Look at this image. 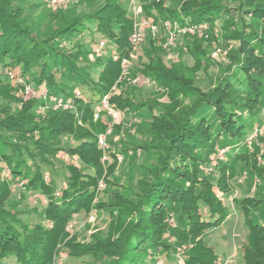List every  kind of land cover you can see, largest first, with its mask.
Returning <instances> with one entry per match:
<instances>
[{
  "label": "trees",
  "instance_id": "trees-1",
  "mask_svg": "<svg viewBox=\"0 0 264 264\" xmlns=\"http://www.w3.org/2000/svg\"><path fill=\"white\" fill-rule=\"evenodd\" d=\"M28 1L0 0V64L27 74L32 86L44 83L47 97H22L24 104L15 105L17 95L10 82L0 78V171L4 162L11 168V180L28 179L26 188L42 193L47 201L41 205L40 220L31 223L23 218V211L9 206L8 181L0 179V257L14 256L17 264H53L60 247H67L72 257L87 254L95 264H148L151 253L160 254L156 249L161 247L168 256L183 254L184 264H220L204 238L210 225L221 224L229 214L224 199L235 191L230 181L237 180L238 174L249 178L254 173L261 184L264 181V165L247 168L244 151H238L264 105V0H180L179 7H171L176 4L173 0L141 1L142 15L152 16L162 33L163 23L175 20L200 26L212 39L218 31L228 53L216 83L200 89L185 70L167 65L163 47L149 31L147 61L142 62L140 73L160 86L167 103L138 99L140 89L138 94L113 90L126 84L122 59L130 57L135 46L130 0H96L98 5L93 2L81 12H51L50 19L34 18L29 10L37 0ZM87 32L106 39L103 53L94 50L95 44L91 51L84 37ZM198 39L196 48L188 52L197 68L208 70L209 54L200 48L205 37ZM107 95L110 106L142 120L134 121L138 133L129 132L130 138L119 140L113 148L108 145L104 159L99 135L114 137L125 124V119L113 123L108 110L101 108ZM57 100H72L74 108L57 107ZM42 106H47L45 115L37 111ZM220 142L232 144L226 153L231 160L211 174L198 169ZM129 149L136 151L132 165L141 168L139 191L133 197L119 191L114 195L106 233L97 231L87 242L73 240L68 226L76 214L105 206L94 201L101 191L99 184L102 179L120 183L118 176L109 182L110 173L119 164V152ZM60 150L77 156L80 163L65 165V185L58 195L61 186L55 178L46 180L44 172L51 168L48 156ZM254 193L233 200L236 208L245 209L249 228L239 264H264V191ZM173 209L176 236L169 244L164 235Z\"/></svg>",
  "mask_w": 264,
  "mask_h": 264
},
{
  "label": "rangeland",
  "instance_id": "rangeland-1",
  "mask_svg": "<svg viewBox=\"0 0 264 264\" xmlns=\"http://www.w3.org/2000/svg\"><path fill=\"white\" fill-rule=\"evenodd\" d=\"M176 1V4L172 5L168 1L167 5H170L171 7H179L178 3H180V0H173ZM226 2L228 0H225ZM31 3L32 1H28ZM94 2V4L98 5L100 1L96 0H67L65 4L58 6V5H51V3L45 0H37L36 6L29 10L30 14L34 18H46L50 19L52 16L50 15L51 12H60V13H66V14H73L76 12H81V10L88 9V7ZM178 5V6H177ZM129 8H131L130 1H129ZM58 12V13H59ZM148 18H152V16H147ZM153 19V18H152ZM149 31L146 30V35L144 39H142L141 42L134 44L133 51L131 53V56L127 59V70H124L122 73L124 74V78L122 82H126V84H121V88L115 86L113 89L114 91L122 92V90L125 91H133V93L138 94V90L140 89V97L138 99L144 101L146 99H156L157 101H161L162 103L168 102V96L167 95H161L162 89L159 85H157L156 82L150 80L149 78H146L142 73H140L142 68V62L147 61L146 58L148 56L147 52V36L150 35ZM152 33V32H151ZM203 34L202 31H200V26L196 27V29L193 32H187L182 34H177L174 42L167 43L168 41V31L165 28V32L162 33L161 30H157L155 35L153 33L152 37L155 40V43L158 46H162L164 49L163 56L165 58V61L169 67H174V69L177 70H185V73L189 74L190 77H192V82L197 87H200V89H208L212 85H214L217 81V76L220 74L221 69L220 67L226 66L227 60H228V53L226 54L224 41L223 44L222 41L220 42V38H223L218 31L213 32L212 36L214 38L212 39L211 35H200ZM264 34V32H263ZM157 36V37H155ZM187 38H186V37ZM85 39L89 42V45L91 46L90 49L93 51V45L98 43L102 36L100 34H95L94 36H91L90 33L85 34ZM164 37V38H163ZM205 37V40L202 41V44L200 48H205L206 51L209 54V63L210 68L208 70L206 69H199L195 65L194 56L188 52L191 48H196L197 41L200 40L198 38ZM203 39V38H201ZM147 40V41H146ZM189 43V44H188ZM201 42H198V44ZM204 43V44H203ZM184 44L187 46L184 47ZM208 44V45H207ZM199 47V46H198ZM188 48V50H187ZM187 50V51H186ZM105 51V49H104ZM103 51V52H104ZM91 53V52H90ZM90 57L93 59V55L90 54ZM209 63L207 65H209ZM194 68H197L195 70ZM16 69V68H15ZM19 72L22 73V68L17 67ZM7 69L3 68L0 64V78L6 80L5 82H10L9 86L12 87L11 90L13 93L17 95V98L15 100L16 103H13L15 105L22 106L24 104L19 99L23 97V91L20 90L23 88V85H17L14 84L10 78H7ZM191 72V73H190ZM25 74V73H24ZM25 84H30L28 82V75L25 74L21 75L19 74ZM46 85L44 83L40 85H33V92L34 94L32 96L43 98V94L47 91L44 90ZM117 91V92H118ZM185 101L188 102V99ZM40 110V108H37V111ZM47 110V109H46ZM38 113V112H37ZM123 118L125 119L124 128L122 127V130L118 132L116 135H113L110 137H107L108 145L109 147L113 148L114 145L119 142L121 139L130 138V133L135 132L138 133V128H135L134 121H141L142 118H140L138 115L134 116V113H123ZM106 117L104 116L103 119L105 120ZM45 118V117H44ZM262 119V122H259V120ZM42 118H38V122L41 121ZM108 121V120H107ZM134 123V124H133ZM264 124V105L262 114H260L258 117H256L254 129L256 126H262ZM134 126V127H133ZM254 129L252 132H254ZM251 132V134H252ZM140 134V133H139ZM40 135V134H39ZM101 135V134H100ZM99 135V136H100ZM141 138L140 136H138ZM67 144L66 142H64ZM114 143V144H113ZM249 143V144H248ZM64 144V145H65ZM113 146V147H112ZM233 149L232 144L231 145H223L222 142H220L217 146V150L215 153H213L210 156V159L207 161L202 162L200 165H198V169L204 170L207 174H211L213 171H216V168H219L223 161L231 160V156H229L228 152ZM239 153H243L244 151V157H246L245 161L247 162L246 167L251 168L262 166L264 165V134L258 133L250 142L246 140V143L244 144V147L238 150ZM38 153V151H36ZM136 151L134 149H129L127 153H121L119 152V156L121 157L119 159V164L116 166L115 169H113V174L110 173V179L109 182L114 180L117 176L120 177V183H106L104 179L101 181L103 182V187H101V191L95 198V204L98 205L99 202L103 201L102 208H99L96 206V208H92L88 212H80L76 214L74 221L72 222L73 225L71 228V236L73 240H77V242H87L91 241L94 238V233L97 231L106 233L110 227V219L111 215L109 213L110 208L113 206L112 203L114 200V195L119 191L121 195H126L127 197H133L135 193L139 191L140 188H138L137 179L140 176L141 168L139 166L132 165V161L134 160V155ZM53 156H48V159L51 161L49 165L51 166L50 169H47L45 173V179L50 181L51 178H55L58 185L61 186V188L58 191H62L65 185V177L67 175V171L65 169V165L69 163H80L77 156H71L66 151L60 150L55 154H52ZM244 161V160H243ZM207 162V163H206ZM4 163V162H3ZM254 173V172H252ZM2 171H0V179H4L8 181L9 186V193H8V204L12 209L23 211V218L25 220H29L31 223L37 222L40 220V209L41 205L43 203H46L47 199L42 193L35 192L31 189H27L24 191H21L20 188L17 187V184L19 182H24L25 185H27L28 179L21 178L18 180H11L13 179V176L11 178L5 177L2 175ZM252 174L249 178H244V175L238 174V179L234 180L233 182L230 181V183H233V186L235 188V191L232 195H228L225 197L224 202L226 205V208L229 212L226 219L219 225H210L205 230V242L209 244L215 252L218 254V261L220 264H239L243 261L242 257V250L241 246L244 240L246 239L249 228L246 226L245 222V209L243 208H236L234 206V197H244L247 195H251V197L254 196V192L257 190H263L264 191V181H262L263 184L260 183L261 177L254 176ZM117 181V180H115ZM257 182H259L257 184ZM214 190L220 193V190L217 187H214ZM118 193V194H119ZM21 196V197H19ZM110 203V204H109ZM178 209V208H175ZM173 209L172 211H169V226L168 230L166 232V235H164V240L171 244L173 241H175L176 231L174 227V223L172 222V212H176V210ZM115 213V212H114ZM93 214L94 219H90V216ZM87 240V241H86ZM177 247L178 245L175 244ZM168 249V248H167ZM156 251H160V254L151 253L152 257L150 255L148 259V264H184V256L183 254H177L174 253L170 256H168V253L165 251H161V247H158ZM178 251H182V247H178ZM171 253V252H170ZM58 259V264H64V263H72V264H95V259L91 257L90 255H82V257L75 258L72 257L69 254V249L67 247H60V251L56 255ZM0 264H17L15 257L8 255L6 257L1 258L0 257ZM97 264H101V262H97Z\"/></svg>",
  "mask_w": 264,
  "mask_h": 264
},
{
  "label": "built area",
  "instance_id": "built-area-1",
  "mask_svg": "<svg viewBox=\"0 0 264 264\" xmlns=\"http://www.w3.org/2000/svg\"><path fill=\"white\" fill-rule=\"evenodd\" d=\"M67 0H49V2L51 3V5H58L61 6L63 4L66 3ZM141 1L142 0H130V4H131V9L135 18V23H134V29L133 32L131 34V40L134 44L139 43L142 41V39H144L145 35H146V30L150 29L152 32V35L154 33H156V31L158 30L157 25L154 23V20L152 18H148L144 15H142V5H141ZM164 28L167 29L169 37H168V41L167 43H173L176 35L177 34H182V33H187V32H193L196 27H198L197 25H190L188 23H180L179 21H165L163 23ZM157 37V36H155ZM106 39H101L98 43H96L94 50L101 54L104 51V47L106 45ZM114 58L118 59L119 56L117 54H114ZM122 66L124 68V70H127V59L123 58L122 59ZM7 74L10 78V80L17 85L22 86L23 88H21L20 90L23 91V99L26 100L27 98H29L30 96H32L34 94L33 92V88L32 85L30 84H25L23 78L16 73L13 70H8ZM115 88V86H114ZM113 88V89H114ZM80 92L77 91V95H79ZM44 99H46L47 94L44 93L42 96ZM108 95L104 97L103 99V104L101 106L102 109H106L108 110L109 114L112 116L113 119V123H119L123 117V114L117 110L116 108H114V106H110L108 104ZM55 106L57 107H62V108H67V109H73L74 108V103L72 100L69 101H64V100H57V102L55 103ZM46 108L47 106H42L40 108V112L45 115L46 114ZM99 111L96 112L95 117L98 118L99 117ZM111 131V128L108 130V132ZM258 133L264 134V124L262 126H256V128L254 129V132H252V134H250L247 138V141L250 142ZM98 142H99V146L104 150V159H107V153H106V149L108 148V140H107V133H103L99 136L98 138ZM249 144V143H248ZM121 157L119 156V159ZM2 175H4L5 177H11L12 176V172H11V168L9 166H7L6 164H2ZM17 187L20 188L21 190H26V186L24 184V182H19L17 184ZM101 187H103V182L101 181L99 184V190L101 189ZM57 194H60V191L57 192ZM90 219H94L93 214L90 216ZM73 225L70 224L68 226V230H70L71 226ZM53 264H58V259L55 258V261Z\"/></svg>",
  "mask_w": 264,
  "mask_h": 264
}]
</instances>
